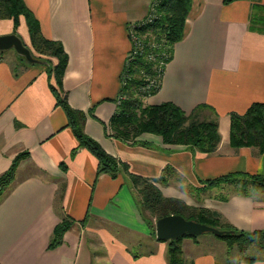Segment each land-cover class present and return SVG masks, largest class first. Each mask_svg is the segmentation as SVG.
<instances>
[{"label":"crops","instance_id":"0c3cea01","mask_svg":"<svg viewBox=\"0 0 264 264\" xmlns=\"http://www.w3.org/2000/svg\"><path fill=\"white\" fill-rule=\"evenodd\" d=\"M154 1L25 0L44 36L62 42L69 55L63 95L87 113L88 136L134 174L155 179L172 171L169 184L160 185L166 197L218 211L245 232L264 229V200L225 185L203 190L205 181L230 173L264 175V153L231 145L230 116L264 102V34L250 30L253 5L264 0H193L186 35L175 45L161 87L144 100L171 102L187 114L199 105L213 107L222 140L211 154L166 144L152 133L132 144L106 129L118 109L132 50L128 28L147 19ZM12 33L34 53L24 16L17 29L12 19L0 20V35ZM51 85L57 83L47 65L27 62L15 71L0 61V175L17 155L29 152L0 202V264H168V242L158 240L144 219L129 176L98 174L97 157L79 148ZM65 219L73 225L64 243L48 249ZM183 250L193 264H226L193 238H184Z\"/></svg>","mask_w":264,"mask_h":264},{"label":"trees","instance_id":"16d2710c","mask_svg":"<svg viewBox=\"0 0 264 264\" xmlns=\"http://www.w3.org/2000/svg\"><path fill=\"white\" fill-rule=\"evenodd\" d=\"M234 1L237 0H224L226 4ZM192 5L193 0H155L146 20L129 26L128 31L133 27L141 39L143 50L136 51L133 47L126 60L120 94L125 99L117 100L118 109L106 125L110 136L136 144L142 134L152 133L160 135L166 144L183 145L207 154L214 153L218 149L222 140L219 114L210 105H199L193 113L187 114L171 102L160 105H147L144 102L145 97L155 95L159 91V89L152 90L149 95V92L143 89L146 86V79L156 75L160 64L167 65L172 60L175 45L186 35L187 20ZM22 16L26 18L35 53L41 56L38 57L39 59L46 61V65L56 79L57 85H51V89L56 96L57 104L67 114L68 126L78 139L79 148H85L97 157L99 175L109 173L116 177L124 171L129 176L140 211L153 234L156 233L157 220L178 214L188 220L226 231L218 238L224 240L230 250H238L241 256L234 264L264 261V229L245 232L229 223L218 211L190 206L181 199L166 197L160 185L169 184L172 171L166 169L160 178L155 179L134 174L127 163L108 153L98 141L86 134L84 128L87 113L72 108L66 95H63V79L69 64V55L63 43L44 36L40 21L25 0H0V20L12 19L17 29ZM250 30L264 34L263 4L253 5ZM19 57L25 61L24 58ZM52 59L56 60L55 65L52 64ZM207 111L211 116L203 115V112ZM230 116L231 145L234 148L254 147L264 153V102L254 103L244 114L232 113ZM79 148H76L74 153ZM28 156V151L17 155L11 167L0 175V202L12 189L18 168ZM204 183L211 186L238 185L240 194L264 200V175L261 174L236 172ZM72 225L73 223L67 219L57 225L48 249L61 246L66 232ZM186 237L195 240L198 238L187 234L176 240L167 241L168 264H193L185 258L182 243Z\"/></svg>","mask_w":264,"mask_h":264},{"label":"water","instance_id":"95a60500","mask_svg":"<svg viewBox=\"0 0 264 264\" xmlns=\"http://www.w3.org/2000/svg\"><path fill=\"white\" fill-rule=\"evenodd\" d=\"M10 50H14L18 56H21L30 64H46V61L34 55L32 49L28 47L16 33L0 35V52ZM206 233H213L214 235L221 236L225 234L226 231L201 222L188 220L184 216L178 214L165 216L156 222V235L160 241L176 240L187 234L200 236Z\"/></svg>","mask_w":264,"mask_h":264},{"label":"rangeland","instance_id":"374dc122","mask_svg":"<svg viewBox=\"0 0 264 264\" xmlns=\"http://www.w3.org/2000/svg\"><path fill=\"white\" fill-rule=\"evenodd\" d=\"M34 54L37 57H41L37 53H35V51H34ZM0 61L10 62L15 71L19 70L20 67L27 64L26 61L21 60V58L17 55V53L14 50L6 51V52H0ZM44 65H46V64H44ZM144 100H145V98H144ZM226 186H228L232 190L240 189V187L238 185L225 184V187ZM205 187L206 188H215V187L222 188V187H224V185L211 186L210 184H205L204 188ZM193 191L196 193V190L192 189V192ZM204 235L205 236H202L199 239V241H198L199 236L196 240L195 239L194 240L198 243L201 241V243H203L204 247L205 246L210 247V248L214 249L215 251H217L219 253L220 259L223 262H225L226 264H234L237 261V259L241 256L238 254L239 252L237 249L230 250L228 244L224 240H221L220 238H218L217 235H214L213 233H206Z\"/></svg>","mask_w":264,"mask_h":264},{"label":"built area","instance_id":"2783aa9c","mask_svg":"<svg viewBox=\"0 0 264 264\" xmlns=\"http://www.w3.org/2000/svg\"><path fill=\"white\" fill-rule=\"evenodd\" d=\"M129 37H130V40L132 42V48L134 47V49L136 51L143 50L141 39H139V37L136 34V32L134 31L133 27H131L129 29ZM151 58H152V56H151ZM165 65L166 64H164V63L160 64L159 67L156 70L157 71L156 75L154 77H148L146 79V81H147L146 82V86L143 89L145 91H148L149 95L152 93V90L155 91L157 89H160L161 83H162L163 74H164V71H165V68H164ZM147 97H149V96H147ZM119 98L121 100L125 99L124 96H120Z\"/></svg>","mask_w":264,"mask_h":264}]
</instances>
